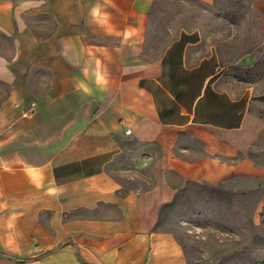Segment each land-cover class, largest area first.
Wrapping results in <instances>:
<instances>
[{
  "label": "crops",
  "instance_id": "1",
  "mask_svg": "<svg viewBox=\"0 0 264 264\" xmlns=\"http://www.w3.org/2000/svg\"><path fill=\"white\" fill-rule=\"evenodd\" d=\"M213 1L0 0V264H185L157 225L178 183L250 179L264 201Z\"/></svg>",
  "mask_w": 264,
  "mask_h": 264
},
{
  "label": "rangeland",
  "instance_id": "2",
  "mask_svg": "<svg viewBox=\"0 0 264 264\" xmlns=\"http://www.w3.org/2000/svg\"><path fill=\"white\" fill-rule=\"evenodd\" d=\"M255 3L264 5V0H214L213 19L204 21L202 17V22L208 33L221 30V36L227 35L220 37L219 44L222 58L227 61L226 84L242 83L252 88L248 108L251 116L244 126L251 142L247 155L254 163L264 165V43L252 45L250 10ZM169 7L180 12L178 19H188L203 5L182 1L172 2ZM238 182L241 185L180 182L171 201L160 208L157 225L174 235L185 264H264L260 185L250 179Z\"/></svg>",
  "mask_w": 264,
  "mask_h": 264
},
{
  "label": "built area",
  "instance_id": "3",
  "mask_svg": "<svg viewBox=\"0 0 264 264\" xmlns=\"http://www.w3.org/2000/svg\"><path fill=\"white\" fill-rule=\"evenodd\" d=\"M127 133H129V130L128 129L125 130V134H127Z\"/></svg>",
  "mask_w": 264,
  "mask_h": 264
}]
</instances>
